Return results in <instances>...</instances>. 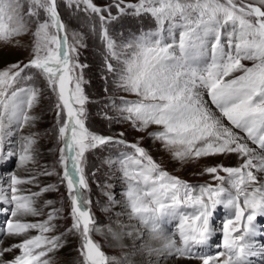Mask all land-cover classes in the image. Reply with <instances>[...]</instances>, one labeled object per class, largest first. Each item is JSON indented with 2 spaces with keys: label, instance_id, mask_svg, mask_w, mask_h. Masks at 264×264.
<instances>
[{
  "label": "snow or ice",
  "instance_id": "obj_1",
  "mask_svg": "<svg viewBox=\"0 0 264 264\" xmlns=\"http://www.w3.org/2000/svg\"><path fill=\"white\" fill-rule=\"evenodd\" d=\"M61 6L70 13L69 21L83 13L93 34L99 23L104 100L93 101L86 93L89 66L80 61L86 37L72 30L69 42ZM125 16L150 17L156 33L118 43L109 25ZM165 25L169 35L162 36ZM12 52L27 55L7 62ZM0 63V166L11 157L25 169L23 176H8L7 188L0 186V202L9 206L0 205V212L10 214L0 229V264H52L69 235L80 240L81 264H122L102 250L93 233L143 240L145 231L146 252L175 264H251L250 257L264 258L258 239L264 231L256 223L264 217V0H112L103 6L94 0H0ZM45 90L55 98L51 111L62 145L60 172H49L47 166L35 170L41 136L48 132L29 129L40 120L33 111ZM92 103L102 104L98 114L109 126L120 124L124 130L111 135L91 131L86 122ZM130 132L139 134L134 142L127 140ZM10 138H16L18 148L5 155ZM145 140L181 167L230 156L238 163L205 165L198 174L210 180L193 184L167 171L163 157L155 159L142 146ZM108 148L125 150L101 161L118 172L124 191L117 200L115 186L106 185L103 211L123 204L129 221L139 227L122 223L124 213H117L115 221L120 231L101 225L85 196L91 191L88 154ZM52 175L59 177L58 184L40 185V176ZM60 186L70 199L71 225L56 235L64 209L53 200L41 207L39 200ZM44 208L51 210L45 214ZM220 208L229 214L220 228L222 246L210 255L204 250L217 232ZM169 219L176 228L165 235L162 222ZM6 239L14 242L6 244Z\"/></svg>",
  "mask_w": 264,
  "mask_h": 264
},
{
  "label": "rangeland",
  "instance_id": "obj_2",
  "mask_svg": "<svg viewBox=\"0 0 264 264\" xmlns=\"http://www.w3.org/2000/svg\"><path fill=\"white\" fill-rule=\"evenodd\" d=\"M127 1V2H126ZM128 1H136V0H125V3H128ZM94 2L97 5H107L112 2V0H94ZM61 15L63 19L66 22H69V42H72V30H75L77 32H81L85 35L86 40L85 43L87 47L81 49V55H80V61L83 64H87L89 67L85 69V78L90 81V84L86 86V93L89 95L91 100L93 101H101L105 99V82L101 79L102 76V66H103V53H104V47L100 40L99 36V23L96 21L97 26V32L96 34L91 33L88 30V24L90 23L87 20V17L80 13L79 17H72L69 21L70 13L61 6L60 8ZM112 14L115 16L116 10H112ZM155 25V21L151 19L150 17H142V18H133L131 16H125L119 21H113L109 25L110 33L113 35L114 38H117L118 43L121 41H125L127 38V34L131 33V31L135 30L137 31L136 36L141 35L142 32H144L146 29L151 28ZM164 31L167 30V25L165 26ZM162 32L161 35H169V33ZM121 33L123 34L121 36ZM132 34V33H131ZM178 36V35H177ZM27 40V37H25ZM27 55L26 52H12L9 55H6L5 59L7 62H14L17 59H23ZM115 64L116 61H113ZM249 63L250 62H245ZM4 64L0 63V67H3ZM112 78L110 77L108 80V86L111 89ZM37 86L42 87V82L37 81ZM113 93L110 91L109 95H112ZM116 95H127L125 93H118ZM129 99H134L133 96H128ZM54 97L50 98V94L45 90L44 96L38 105V107L33 111L34 115H38L40 117V120L38 121L37 125L33 129H29V131H39L41 133L48 132L47 135L41 136L40 143L48 145L47 150L45 152H41V155L38 159V164L35 166V170H43V166H47V171L51 172L55 170L56 172H60L61 168L60 165L57 163L58 157H59V148L62 146L60 143L56 140V134L55 129L53 128V125L55 124V116L54 113L51 111L52 103L54 101ZM102 104L100 103H92L88 106L89 111V119L86 122V126L93 132L96 133H102L110 135L112 133H118L122 130H124V126L120 124H113L109 126V123L107 120L103 119L101 115L98 113L102 110ZM113 113L109 111V115H112ZM51 130V131H48ZM138 133L130 132L127 135V139L133 140V142L138 138ZM16 141V140H14ZM12 142L10 145L9 151H3V153L6 155L9 152H12L18 148V145L16 142ZM145 148H148L151 154L154 156L155 159L159 160L161 157L166 161L165 168H168L170 173H173L174 175L180 176L183 179L187 180L189 183L193 184H202L205 182H208L210 180L209 177L200 176L198 173L202 170L203 166L205 165H211L223 162L226 166H235L238 163L237 158L232 160V156L225 159L224 157H219L215 159H208L205 161H201L198 164H192L190 166H183L177 162H171L169 161V158L164 155L161 152H158L156 147L152 145V142L150 140H145L142 144ZM43 151V150H41ZM121 151H125L123 148H108L104 149L102 151H96L93 153L88 154V168L86 169V172L89 176V186H90V192H86L85 196L86 198L90 197L92 200V211L95 213L98 221L101 225H107L111 224V226L115 223V219L117 217V212L115 207L111 208L110 211L104 212L103 208L106 205V198L102 196V191H106V185H114V191L115 195L118 196L117 192L122 187H124V182L122 179L119 178L118 172L110 168L107 164H102L101 161L105 158H112L116 159L119 156V153ZM18 160V158H7L4 163H10L8 171L11 169H16L17 171L25 170L20 169L17 167V162H15V167L13 166L14 160ZM6 163V165H7ZM5 165V166H6ZM4 165L2 167H5ZM173 171V172H172ZM2 172L4 173V169H2ZM92 173H95L93 176ZM2 178L0 180V186L7 188L8 183V176H1ZM40 178V177H39ZM193 179V180H192ZM41 180V178L39 179ZM43 180L47 182V185L49 184H58L59 183V177L56 175L47 176L46 178L43 177ZM40 185L42 183L40 182ZM46 185V186H47ZM121 186V187H120ZM38 189V190H37ZM32 191H39V188L33 186ZM121 196V195H120ZM118 196V199L119 197ZM46 197H49L50 200L55 201V207L61 208L63 207L64 211L62 213L63 219H59L57 223V231L56 235H59L61 232H64L68 227L71 225V220L67 218V213L70 209V199L67 196V191L64 186H60V189L58 192H47L46 195H42L39 204L41 207H43ZM63 198V202L61 203V200ZM117 199V200H118ZM122 199V198H121ZM99 201V203H97ZM3 207H9L6 204H3ZM220 208V211H225V209ZM49 208H44L45 214L50 211ZM1 214L6 217L10 218V214L3 213ZM46 216V215H45ZM45 216L41 217H35L32 218L34 221L45 219ZM219 220V219H217ZM172 220H165L162 222V228L163 230L165 228L170 227V223ZM177 223V222H176ZM175 223V226H176ZM218 229V226L216 227ZM72 237L70 240H72L70 244V253L64 254V253H56L54 257H52V264H60L64 261L66 264H81V257L79 253L77 252V249L80 246V240L77 236L70 235ZM93 239L98 241L101 246L102 250L109 256H115L119 259H121L122 264H132L128 253H127V245L122 243L123 241L120 239L115 240L110 235L105 232L103 235L99 233H93ZM113 241V242H112ZM116 242V243H115ZM126 257V259H125Z\"/></svg>",
  "mask_w": 264,
  "mask_h": 264
},
{
  "label": "bare ground",
  "instance_id": "obj_3",
  "mask_svg": "<svg viewBox=\"0 0 264 264\" xmlns=\"http://www.w3.org/2000/svg\"><path fill=\"white\" fill-rule=\"evenodd\" d=\"M14 142H16V141H14ZM47 148H48V145L46 146L45 144L40 143V152H42V153L45 152V150H47ZM41 150H43V151H41ZM234 159H236V157L232 156V160H234ZM6 163H4L3 165L5 166ZM9 164L7 163V165L5 167H2L3 165L0 166V175L2 177L3 176L7 177L12 172H16L18 175H21V176L24 175L25 170H21V171L18 170L17 171L16 169H13V170L10 169L8 171V169H6V168H9ZM2 169H4V173L2 172ZM20 169H22V168H20ZM43 177L46 178L47 176H40L41 180H39V181L42 183L43 186H46L47 182L43 180ZM1 179L2 178H0V180ZM123 191H124V187H122L120 190H118V192H117L118 196H120ZM43 195H46V193H44ZM118 196L116 195L117 199H118ZM46 198H48V199H46L45 201L50 200L49 197H46ZM121 198L122 197L120 196L118 200H120ZM115 209H116L117 213H124L122 216L119 217V219L121 220L122 223H124V224L131 223L132 225L139 227V225L137 224V222L135 220L129 221V219L127 217V214H126V210L124 209L123 204L116 205ZM228 214H229L228 210H226V209H225V211H220L219 210V212L217 213L216 218H215V226L216 227L218 226V229H217V232L214 235V237L211 239L209 246L204 250L207 254L214 255L216 253V251L222 246L223 237H222V233L220 232V228L222 227L223 220L228 218ZM217 219H219V220H217ZM115 220H117V217H116ZM169 223H170V227L169 228H165L163 230L165 235H169L173 231H175V228H176L175 223H176V221L172 220ZM256 223L258 224L260 229L262 231H264V217H258ZM112 227H113L114 230L120 231V229H119V227H118V225L116 223H114L112 225ZM131 230L132 229H125L124 231H131ZM31 234L35 235V234H38V233L36 232V230H32ZM71 238L72 237H70V235L67 237L68 245L66 247L62 248L60 251H58L57 252L58 254L59 253H61V254L62 253H64V254H67V253L69 254L70 253V249H71L70 248V244L72 242V240H70ZM258 239L260 240V243H264V236H260V237H258ZM121 240L123 241L122 243H124V246H125V244L128 246L126 251L128 253V256H129V259H130L131 263L133 262L132 264H157V261H158V264H175V261L158 259V257H156L155 255H149L146 252V250L144 249V244L148 240V234H147L146 231H145L143 240L137 239L136 236L128 237L126 235H122ZM6 241H9V240L6 239L5 242ZM152 246L153 247H158L159 245H158V243L153 242ZM250 261H251V264H264V258L257 257V256L250 257ZM60 264H66V263H64V261H63L62 263L60 262Z\"/></svg>",
  "mask_w": 264,
  "mask_h": 264
}]
</instances>
